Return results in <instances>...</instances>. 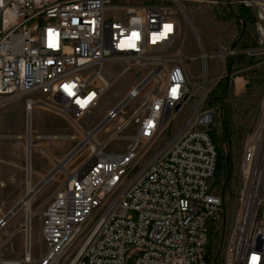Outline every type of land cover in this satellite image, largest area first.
Instances as JSON below:
<instances>
[{
  "label": "built area",
  "instance_id": "2783aa9c",
  "mask_svg": "<svg viewBox=\"0 0 264 264\" xmlns=\"http://www.w3.org/2000/svg\"><path fill=\"white\" fill-rule=\"evenodd\" d=\"M187 1L249 8L264 44V0H0V98L41 95L53 105L46 107L78 124L111 87L109 62L143 66L176 43ZM147 34L158 42L145 43ZM168 61L158 92L123 118V108L141 93L135 86L108 111L92 133L117 122L115 134L40 209L38 258L30 210L23 258L0 264H264V125L245 141L240 209L228 225L211 137L220 107L207 104L213 89L204 85L193 112L168 134L177 111L196 94L185 64ZM34 106L27 102L29 115ZM131 124L136 133L126 150L106 153ZM14 214L0 219V230Z\"/></svg>",
  "mask_w": 264,
  "mask_h": 264
},
{
  "label": "rangeland",
  "instance_id": "374dc122",
  "mask_svg": "<svg viewBox=\"0 0 264 264\" xmlns=\"http://www.w3.org/2000/svg\"><path fill=\"white\" fill-rule=\"evenodd\" d=\"M183 3L190 22L183 20L176 43L165 54L152 55L143 66L132 61L109 62L104 72L111 87L102 95L99 106L87 112L78 124L46 107L43 101L36 103L31 122L26 126V121L22 122L10 102L0 98V219L6 215L5 206L11 194L20 190L25 194L29 192L30 185L33 189L35 177L32 175L31 180V168L41 172L56 169L35 194L26 198H33L30 210L35 213L31 221L34 259L38 258L40 252V209L69 174L80 168L93 154L91 147L99 150L98 145L115 134L117 122L104 124L97 134L88 132L90 126L108 110L115 108L133 87L138 86L140 95L131 100L121 114L123 118L129 117L142 105L148 93L158 92L161 84L159 78H163V67L170 64L168 60L185 64L189 81L196 91L195 97L177 111L168 134L177 131L193 112L203 96L202 87H212L207 104L220 107L212 129L219 164L215 187L219 191L221 189L225 196L227 224L231 225L237 217L240 209L237 198L242 189V150L247 137L263 126L264 44L259 43L255 17L254 24L244 28L234 19H225L230 15V8L190 1ZM204 47L210 55L207 64L200 56ZM231 50L235 54L228 53ZM152 59L155 61H150ZM223 72L226 77L218 81V77L214 76ZM147 78L150 80L143 84ZM47 105L53 106L51 103ZM135 133L136 126L131 124L107 144L105 152H124ZM29 135L32 141L28 145ZM72 151V156L65 163L62 162ZM26 215L22 204L7 226L0 230V260L23 258L25 232L22 225Z\"/></svg>",
  "mask_w": 264,
  "mask_h": 264
},
{
  "label": "crops",
  "instance_id": "0c3cea01",
  "mask_svg": "<svg viewBox=\"0 0 264 264\" xmlns=\"http://www.w3.org/2000/svg\"><path fill=\"white\" fill-rule=\"evenodd\" d=\"M214 77H218V74H216ZM40 98H43V100ZM5 100L10 102L11 106L17 111L18 117L22 120V122L25 123V121H26V123H25L26 126L28 124H30V122H31V114H32V112H34L33 109L36 106L37 102H43L44 101L45 104H50L49 103L50 101L46 97L41 96V95H36V94H32V95H28V96H22V97H16V98H12V99H5ZM29 100L35 103V106L32 108L30 115L27 113V108H26V104ZM108 111H110V110H108ZM108 111L105 114H103V116H101L97 120V122H95L94 124H92L90 126V130L88 132L93 131L96 127H98L101 124V122L103 121V119L107 115ZM55 159H60V158L55 157ZM30 166H31V164H30ZM49 172H50V170L45 171V172H41V171L33 170L31 168V180H32V175H33L35 177L34 184L38 185L47 176V174ZM26 193L24 194V192L22 190H20L14 194H11V196L9 197V199L6 203V206H5V213L8 214L10 211H12L14 209V207H16L18 205V203L25 197Z\"/></svg>",
  "mask_w": 264,
  "mask_h": 264
},
{
  "label": "bare ground",
  "instance_id": "6f19581e",
  "mask_svg": "<svg viewBox=\"0 0 264 264\" xmlns=\"http://www.w3.org/2000/svg\"><path fill=\"white\" fill-rule=\"evenodd\" d=\"M181 9H182V13H183V15L185 14V16L186 17H184V18H186L185 20L186 21H188V22H190V17L185 13L186 12V10L183 8V7H181ZM155 41V42H154ZM156 42H158V35H155V34H147V35H145V43H156ZM204 46V45H203ZM168 49H170V48H165V52L168 50ZM200 56H201V58H202V60L204 61V63H206L207 64V60H208V58H209V54L205 51V47H204V49H203V51L201 52V54H200ZM150 61H155L154 59H152V60H150ZM133 88H135V87H133ZM132 88V89H133ZM131 89V90H132ZM204 89H205V87L203 88V91H204ZM130 90V91H131ZM134 90V89H133ZM138 91V89H135L134 90V92H137ZM261 121H262V123H263V125H264V109H263V113H262V119H261ZM32 141V138H31V136L29 135L28 136V145H29V143ZM29 148H30V146H29ZM91 150H92V153H97L98 152V149H95V147L94 146H92L91 147ZM28 155H30V150H28ZM83 167H84V164L80 167V168H78L77 170H81V169H83ZM29 185V184H28ZM32 190H34L32 193H31V191ZM28 191L30 192V196H32L33 195V193L35 194L36 193V191H37V188H33L32 189V186L30 185V186H28ZM32 194V195H31ZM28 195V196H29ZM27 196V197H28ZM255 196H256V193H253V195H252V200H254L255 199ZM33 199V198H32ZM32 199H26V200H24V202H23V205L25 206V211H26V217H27V221H26V224L28 225L29 224V221H30V206H31V202H32Z\"/></svg>",
  "mask_w": 264,
  "mask_h": 264
},
{
  "label": "trees",
  "instance_id": "16d2710c",
  "mask_svg": "<svg viewBox=\"0 0 264 264\" xmlns=\"http://www.w3.org/2000/svg\"><path fill=\"white\" fill-rule=\"evenodd\" d=\"M225 19H234L237 23H240L244 26H248L249 24H254V18L251 14L249 8L238 5L236 7L230 8V15H228ZM212 140H215V135L211 131ZM219 168V164L217 163V170Z\"/></svg>",
  "mask_w": 264,
  "mask_h": 264
},
{
  "label": "water",
  "instance_id": "95a60500",
  "mask_svg": "<svg viewBox=\"0 0 264 264\" xmlns=\"http://www.w3.org/2000/svg\"><path fill=\"white\" fill-rule=\"evenodd\" d=\"M150 79L149 78H147L144 82H143V84L144 83H146V82H148ZM75 151V150H74ZM74 151H72L62 162H66L71 156H72V153L74 152ZM56 172V169H54L53 171H51L43 180H42V182L39 184V185H37L36 186V188H39L40 187V185H42L44 182H46L47 180H49L52 176H53V174ZM25 200V199H24ZM24 200H22V201H20L19 203H18V205L16 206V207H14V209L11 211V213H13V212H15L20 206H21V204H23V202H24Z\"/></svg>",
  "mask_w": 264,
  "mask_h": 264
},
{
  "label": "snow or ice",
  "instance_id": "6c2138e0",
  "mask_svg": "<svg viewBox=\"0 0 264 264\" xmlns=\"http://www.w3.org/2000/svg\"><path fill=\"white\" fill-rule=\"evenodd\" d=\"M166 27V29L168 30V31H171L172 30V26L171 25H167V26H165ZM155 42V41H154ZM173 93L175 94V89L173 90Z\"/></svg>",
  "mask_w": 264,
  "mask_h": 264
}]
</instances>
